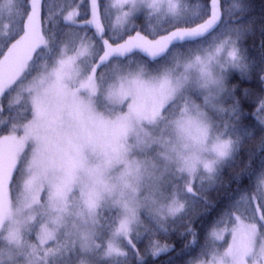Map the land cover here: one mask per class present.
Segmentation results:
<instances>
[{
	"label": "snow or ice",
	"instance_id": "1",
	"mask_svg": "<svg viewBox=\"0 0 264 264\" xmlns=\"http://www.w3.org/2000/svg\"><path fill=\"white\" fill-rule=\"evenodd\" d=\"M7 2L0 264H264V68L241 4Z\"/></svg>",
	"mask_w": 264,
	"mask_h": 264
},
{
	"label": "trees",
	"instance_id": "2",
	"mask_svg": "<svg viewBox=\"0 0 264 264\" xmlns=\"http://www.w3.org/2000/svg\"><path fill=\"white\" fill-rule=\"evenodd\" d=\"M63 2V0H57ZM225 3L241 4L239 9H236V14L240 15L239 22L247 23L251 21L250 26L244 30V36L241 40V46L246 50L249 60L253 61L252 74L255 76L261 68H264V0H224ZM230 83H247L242 80L238 71L233 72L230 76ZM243 154V153H242ZM228 171L225 169V179H227ZM209 199H216L218 192L216 190L207 192ZM224 197H221L223 200ZM193 202L198 201L197 197H192ZM170 243L172 241H169ZM180 240H176V246L179 248ZM181 259L178 255H172L171 258L161 256L158 264H174L175 261Z\"/></svg>",
	"mask_w": 264,
	"mask_h": 264
},
{
	"label": "clouds",
	"instance_id": "3",
	"mask_svg": "<svg viewBox=\"0 0 264 264\" xmlns=\"http://www.w3.org/2000/svg\"><path fill=\"white\" fill-rule=\"evenodd\" d=\"M0 27H5V24H0ZM223 86L225 89H227L230 86V79L229 76H225L223 78ZM216 102L220 107H226V102L223 98V93H220L216 96ZM199 103V101H198ZM209 116L211 117L212 121H216L219 119L217 115H214L211 111H209ZM143 190V189H142Z\"/></svg>",
	"mask_w": 264,
	"mask_h": 264
},
{
	"label": "rangeland",
	"instance_id": "4",
	"mask_svg": "<svg viewBox=\"0 0 264 264\" xmlns=\"http://www.w3.org/2000/svg\"><path fill=\"white\" fill-rule=\"evenodd\" d=\"M8 2L7 0H0V24H7L8 15H7ZM5 30V27H0V33ZM230 239V238H229Z\"/></svg>",
	"mask_w": 264,
	"mask_h": 264
}]
</instances>
